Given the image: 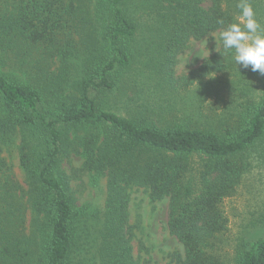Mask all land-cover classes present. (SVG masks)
Instances as JSON below:
<instances>
[{
    "label": "trees",
    "instance_id": "trees-1",
    "mask_svg": "<svg viewBox=\"0 0 264 264\" xmlns=\"http://www.w3.org/2000/svg\"><path fill=\"white\" fill-rule=\"evenodd\" d=\"M250 2L264 26V0ZM237 3L0 0V264H138L127 225L133 186L169 199L182 264H264V217L262 236L230 253L223 208L257 156L264 164V150L255 152L264 143V76L231 73L239 66L222 44L188 76H174L190 41L219 32L218 19L237 22ZM129 74L148 96L140 116L123 118L103 106ZM256 75L258 88L250 82ZM75 131L86 167L105 179L104 208L83 234L89 251L61 167L77 150ZM11 145L24 187L4 154Z\"/></svg>",
    "mask_w": 264,
    "mask_h": 264
},
{
    "label": "rangeland",
    "instance_id": "rangeland-1",
    "mask_svg": "<svg viewBox=\"0 0 264 264\" xmlns=\"http://www.w3.org/2000/svg\"><path fill=\"white\" fill-rule=\"evenodd\" d=\"M219 32H212L199 41H190L187 50L177 56L174 68L175 79L188 76L196 70L206 59L213 57L221 48ZM139 53V49H137ZM73 64L74 61H71ZM60 59L56 61L55 68H62ZM134 67L133 70H135ZM137 71L148 72L137 63ZM136 71V72H137ZM241 69L237 67L235 73L239 76ZM136 72L132 71L131 74ZM129 75H125L123 85L113 95L105 100L104 108L123 118H132L141 115L147 100L144 93L145 86L141 85L142 79L134 77L136 84L132 83ZM242 77V76H241ZM250 80L253 87L258 88L259 76H253ZM149 83L150 82H146ZM218 84V83H217ZM230 84L222 88L220 97L228 101L230 95ZM152 91V89H150ZM195 90L194 87L190 89ZM257 90L256 95L258 94ZM190 95L186 94V97ZM155 96H150L148 101L153 103ZM165 95L161 97V101ZM159 100V101H160ZM155 101H158L156 98ZM222 105V102H221ZM223 106V105H222ZM145 114V113H144ZM82 132L75 131L70 135L72 146L68 156L63 159L62 169L69 183V192L74 206L79 213V235L86 251L88 250L85 227L96 226L94 219L99 218L106 200L105 179L90 171L85 165V157L79 153V139ZM264 150V143L255 149V152ZM10 160L13 174L21 186L24 187L23 172L19 166L15 145L4 153ZM250 156L252 152L248 153ZM262 158L256 157L251 163L249 171L242 178V183L237 192L223 202L225 216L228 220L226 236L229 238L224 242L226 247L232 249L241 241L254 240L263 234L264 215V164ZM127 225L131 230L132 256L138 264H182L184 249L177 239L172 236L168 229L169 222V199L167 197L153 200L147 188L133 186L127 189ZM27 230L24 236L31 237L33 227L29 214L26 217ZM84 232V233H83ZM229 241V242H228ZM88 257V256H86ZM231 257V256H230Z\"/></svg>",
    "mask_w": 264,
    "mask_h": 264
},
{
    "label": "clouds",
    "instance_id": "clouds-1",
    "mask_svg": "<svg viewBox=\"0 0 264 264\" xmlns=\"http://www.w3.org/2000/svg\"><path fill=\"white\" fill-rule=\"evenodd\" d=\"M236 6L240 10L237 22L217 20L219 39L236 66L264 76V26L256 19L250 0H238Z\"/></svg>",
    "mask_w": 264,
    "mask_h": 264
}]
</instances>
